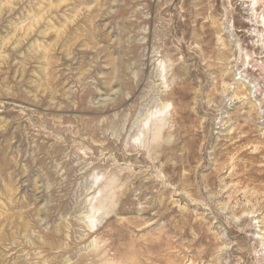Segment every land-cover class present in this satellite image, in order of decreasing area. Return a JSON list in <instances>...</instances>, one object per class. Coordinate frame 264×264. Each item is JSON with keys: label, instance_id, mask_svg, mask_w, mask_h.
Returning a JSON list of instances; mask_svg holds the SVG:
<instances>
[{"label": "rangeland", "instance_id": "374dc122", "mask_svg": "<svg viewBox=\"0 0 264 264\" xmlns=\"http://www.w3.org/2000/svg\"><path fill=\"white\" fill-rule=\"evenodd\" d=\"M0 264H264V0H0Z\"/></svg>", "mask_w": 264, "mask_h": 264}, {"label": "bare ground", "instance_id": "6f19581e", "mask_svg": "<svg viewBox=\"0 0 264 264\" xmlns=\"http://www.w3.org/2000/svg\"><path fill=\"white\" fill-rule=\"evenodd\" d=\"M245 2H246V1H245ZM245 2H244V3H245ZM244 3H243V4H244ZM54 4H55V3H54ZM54 4H53V5H54ZM74 4H75V3H74ZM254 5H255V3H254ZM79 6H80V5H79ZM245 6H246V5H245ZM255 6L257 7V5H255ZM255 6H254V7H255ZM10 7H11V6H10ZM254 7H253V8H254ZM33 11H34V10H33ZM58 13H59V12H58ZM75 14H76V13H75ZM35 16H36V15H35ZM33 19H34V18H33ZM36 21H37V20H36ZM62 22H63V21H62ZM59 24H60V23H59ZM12 25H13V24H12ZM40 29H41V28H40ZM38 30H39V29H38ZM56 30H57V29H56ZM15 31H16V30H15ZM8 35H9V34H8ZM43 40H44V39H43ZM29 45H30V44H29ZM48 45H49V43H48ZM34 50H35V49H34ZM29 53H30V52H29ZM157 129H158V128H157ZM157 129H156V130H157Z\"/></svg>", "mask_w": 264, "mask_h": 264}]
</instances>
